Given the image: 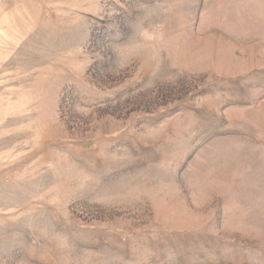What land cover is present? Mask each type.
Here are the masks:
<instances>
[{
	"label": "rangeland",
	"instance_id": "1",
	"mask_svg": "<svg viewBox=\"0 0 264 264\" xmlns=\"http://www.w3.org/2000/svg\"><path fill=\"white\" fill-rule=\"evenodd\" d=\"M0 264H264V0H0Z\"/></svg>",
	"mask_w": 264,
	"mask_h": 264
}]
</instances>
